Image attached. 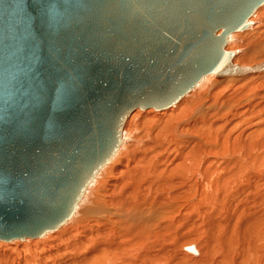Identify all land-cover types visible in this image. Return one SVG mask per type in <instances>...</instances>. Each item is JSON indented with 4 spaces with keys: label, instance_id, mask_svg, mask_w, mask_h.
Masks as SVG:
<instances>
[{
    "label": "bare ground",
    "instance_id": "6f19581e",
    "mask_svg": "<svg viewBox=\"0 0 264 264\" xmlns=\"http://www.w3.org/2000/svg\"><path fill=\"white\" fill-rule=\"evenodd\" d=\"M202 47L192 56L214 63ZM224 49L223 67L176 101L134 108L68 216L40 236L0 239V264H264V2ZM77 173L40 215L67 208Z\"/></svg>",
    "mask_w": 264,
    "mask_h": 264
},
{
    "label": "water",
    "instance_id": "95a60500",
    "mask_svg": "<svg viewBox=\"0 0 264 264\" xmlns=\"http://www.w3.org/2000/svg\"><path fill=\"white\" fill-rule=\"evenodd\" d=\"M231 1L0 0L1 240L58 226L134 108L168 106L223 67L227 35L264 2ZM203 45L214 63L202 51L192 56ZM182 73L189 79L167 95ZM71 168L67 208L40 215Z\"/></svg>",
    "mask_w": 264,
    "mask_h": 264
}]
</instances>
